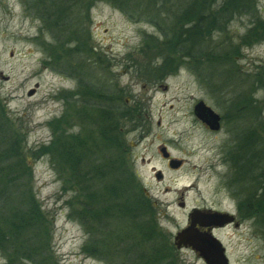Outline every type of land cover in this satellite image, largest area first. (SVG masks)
<instances>
[{"label":"rangeland","instance_id":"374dc122","mask_svg":"<svg viewBox=\"0 0 264 264\" xmlns=\"http://www.w3.org/2000/svg\"><path fill=\"white\" fill-rule=\"evenodd\" d=\"M89 83L119 97L115 147L90 116L100 100ZM199 100L225 116L220 132L194 115ZM246 132L249 157L240 165L251 169L252 190L241 198L249 202L264 194V0H0V149L16 147L24 166L26 189L10 211L33 213L13 239H2L10 216L1 218L0 264H134L136 252L147 264L157 240L183 264H206L179 253L174 238L193 207L234 212L225 152L243 146ZM84 144L110 151L115 165L105 177L88 176L87 159L73 164ZM162 148L181 164L171 166ZM118 175L124 191L105 201L96 190H115ZM125 180L134 182V219ZM250 227L264 232V215L217 231L232 264H264V243Z\"/></svg>","mask_w":264,"mask_h":264},{"label":"trees","instance_id":"16d2710c","mask_svg":"<svg viewBox=\"0 0 264 264\" xmlns=\"http://www.w3.org/2000/svg\"><path fill=\"white\" fill-rule=\"evenodd\" d=\"M192 1H195V0H192ZM237 1H239V0H237ZM186 9L184 8L183 10L186 11ZM200 9H201V7H200ZM203 11H204V8H202L200 12H198V11L197 12H198V14H204ZM188 14L189 13L185 14V17H187ZM203 19H204V15H201V19L199 18V16L194 18L196 23L193 24L194 26H193L192 30L195 27L198 28V25L200 24V22ZM195 33H197V30H195V32L192 33V37H194ZM199 39H201V38L195 37V39L192 38L191 41L198 43ZM89 85H91V84L89 83ZM88 89H89L90 94H92L94 96V99L100 100V101H97L100 103L94 102L93 104H91V106H90L91 111H89L90 116H91V118H92V116H95L96 119L94 118L95 121L93 120V122L96 123V121H97V125L101 129L103 128L106 130V133H103V135L106 138L104 140L105 145H107V147H109V146L115 147L114 144L116 143V138L118 136L116 133V129L114 128V124H113L114 122L112 121V119L118 118V116H119L120 108L117 105L119 103V97H116L118 95H116L115 93H111V96H109V94L107 93V90H103V89L99 90V89H97L96 86H93V85L89 86ZM101 92H105L104 95L98 94ZM88 94H86V95H88ZM108 114L112 115V118H109L110 116L108 117ZM98 116L101 117V121H99ZM108 119H109V121H108ZM110 129L112 131H110ZM247 134L248 133L246 132V134H244V135L242 134V137H241L242 142H244V143H242V145H244V146H249V144H251L250 136ZM1 142H2V140L0 138V143ZM105 145H96V146H91V147H88L85 144L82 145L83 147H82V149H80V152H82L83 155L81 154L80 158H76L75 155H73V157H74L73 164L74 165H80L83 162H85V159H87L86 163H87V165H89V167H91V170H90V173H88L89 174L88 176H93L94 178L95 177L101 178L104 175L106 176L107 171H108L107 169H113L114 165H115V163H114L115 161L111 158L110 151H108L107 149H102L103 146H105ZM79 148L80 147H76L74 145H71L69 147V149L71 151H74V152L77 151ZM92 149H93V151H92ZM16 150H17L16 147H14L13 145H10V144L6 145V147L4 149H0V162L2 160L3 162H6L8 164L7 168H3L4 166H0V181L5 179L9 183V186H8L9 189L4 191V190H1L2 188H0V221H2L1 218L6 217V216H10V219H11V220L10 219L8 220L9 222L3 221V222L7 223V227H6L7 233L2 232V236H4V237H2V239H5V237L13 239L14 235L17 236V234H19V232H22L23 230H29L30 224L27 223L26 218H27V214L29 216H31L33 214L30 211L29 207H28V210H25V211L24 210H18L17 212L10 211L11 208H16L17 198L19 199V197L23 196V192H25V189H26V188L25 189L23 188L22 180L19 177V174H21V171H22V167H24V166L22 165L21 160L16 161L17 157H15V155L18 153V151H16ZM255 152H256L255 154H259L257 149L255 150ZM2 153H4L5 155ZM108 153L110 154V156H108ZM252 153H254V152L252 151ZM7 154L8 155L13 154L14 157L10 158ZM72 154H73V152H72ZM2 157H4V158L1 159ZM109 157H110V160H109ZM97 160H99V161L101 160V162L96 163ZM11 166H14V167H11ZM111 172H113V170H111ZM109 174H110V170H109ZM119 175H120V173H119ZM119 175L117 176V181H116V186H115L116 189L115 190L113 189L114 187H109L107 189H102V190L101 189L96 190V193H99L98 195L101 196L102 199H105V201L109 198L110 195L117 194L118 193L117 189L119 190L120 193H122V191H124L125 185L120 184L122 182V179L119 178L120 177ZM21 178H23L22 174H21ZM125 182L127 184L126 190L129 189L127 192H130L131 197H130V201H129L130 203L129 204H128V202H125V200L127 199V196H125L124 199L122 198V201L125 202L124 204L129 205L131 207L130 210H132V217L134 219V182L132 183V185L128 180H125ZM90 183L92 186L93 185L92 180L90 181ZM92 192H93V190H91L90 193H92ZM26 198H27V196H26ZM22 201L26 202V200H22ZM105 201H104V203H105ZM5 208H7L8 214L6 212H4ZM109 208L114 209L115 205L111 203V206H109ZM92 212H93L92 215L96 218L95 221L96 222L100 221L103 228H105V229L111 228L109 219L105 218V216H103L104 214H101V215H100V213L94 214L93 210H92ZM113 213H115V212H113ZM115 221H118V219H116ZM8 233H10V234H8ZM0 238H1V236H0ZM150 241H151V239H150ZM163 245L164 244L161 241L159 242V240H157L154 243L152 242V246L150 249L146 248L147 250L144 254L146 256H148L147 264H179L177 262L176 258L172 256V252L170 251V247L169 246H163ZM154 247H157L158 249H156ZM137 255L138 254L136 252V255H134V257H135V259H134L135 263L134 264H143L142 261H140V259H142L143 257L139 258V257H137ZM144 259H145V257H144Z\"/></svg>","mask_w":264,"mask_h":264},{"label":"flooded vegetation","instance_id":"af4514ba","mask_svg":"<svg viewBox=\"0 0 264 264\" xmlns=\"http://www.w3.org/2000/svg\"><path fill=\"white\" fill-rule=\"evenodd\" d=\"M199 101H203V100H199ZM196 104H195V106H196ZM195 106H194V111L193 112H194V115L196 116V118L198 119L197 115L195 114ZM208 106H210V105H208ZM211 108L220 116V128L219 129H217V130L212 129L208 124L202 122L200 119H198V120L201 121V125L208 132H210V133H218L222 129L225 116L223 115V113H220L215 108H213V107H211ZM248 151H249V148L247 146L243 145V146H238V147L236 146V147L229 148L227 150V152H225V154L226 153L229 154V161H230L229 169H230L231 182L234 183V186H237L235 190H231L232 193H234L233 194V199H235L236 201H239L237 206L234 208V212L233 211H228L226 209H220V208H215V207L211 208V207H206V206H204V207H193L191 209V211H190V212H192L194 210V208H200V209H203V210L211 209V210H215V211H219V212L228 213V214H230V215H232L234 217V220L232 222L227 223V224L222 225V226H217V225L204 226V225H201V224L198 223V224H196L195 228L199 232H202V233L211 232L214 236H216L217 238H219L221 240V238H220V234L221 233H219L217 231L222 232L223 230L229 228L230 226H234L236 228V230H239L241 228V225H242V219H243V217L245 215H247V216H263L264 215V201H263L264 198L261 199L262 198L261 195L263 194L261 192V190L259 191L258 200L257 201L254 200V201L246 202L245 198H244V200L241 198V194L242 193H244V194L247 193L248 195H250V192L252 190L250 188V178H251V171L250 170L251 169H247V168L246 169H242L241 168L242 165H240L241 161L243 162V160H247L248 159V157H249L248 156V154H249ZM173 159L174 158L170 154L168 155V157L164 156V160L168 161L169 163ZM181 161H183V160H181ZM240 174H242V175H240ZM259 174L261 175V171H259ZM258 183H259V181H258ZM233 191H235V192H233ZM253 192H255V191H253ZM263 197H264V194H263ZM242 203L245 204V205H243ZM184 206L187 207L186 205H184ZM241 217H242V219H241ZM188 218L189 217H187V220H188ZM189 223L190 222H188V224ZM188 224H187V226H188ZM262 229L263 228H261V230H259V231H256L252 227H250L249 228V232H248L249 233V237L264 243V239H263L264 232H263ZM174 245H175V243H174ZM223 245H224V243H223ZM224 247H225L226 257L228 258V262H229V264H232V255L227 250V247L225 245H224ZM177 250H178L179 253H181L182 250H189V251H191V252H193L195 254L197 259L203 260L206 263V261L199 255V253L195 252L192 248L183 247L181 249L177 248ZM183 260H184L183 257L180 256L177 259V262L179 264H183L182 263Z\"/></svg>","mask_w":264,"mask_h":264},{"label":"water","instance_id":"95a60500","mask_svg":"<svg viewBox=\"0 0 264 264\" xmlns=\"http://www.w3.org/2000/svg\"><path fill=\"white\" fill-rule=\"evenodd\" d=\"M34 93L35 89H32L28 94L33 95ZM195 114L212 129L220 128V116L204 101L196 104ZM162 152L166 157L169 155L166 148H162ZM180 164L181 162L177 160L171 162L173 167H178ZM180 205L183 206V203ZM233 220L234 217L228 213L196 208L190 214V225L177 233L175 243L178 248L191 247L204 258L207 264H229L222 242L211 232L202 233L195 227L198 223L204 226H222Z\"/></svg>","mask_w":264,"mask_h":264}]
</instances>
